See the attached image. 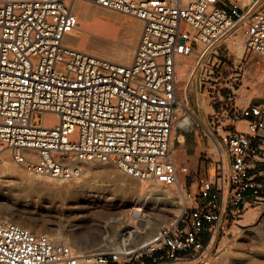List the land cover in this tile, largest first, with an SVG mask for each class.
Returning <instances> with one entry per match:
<instances>
[{
  "label": "built area",
  "instance_id": "built-area-1",
  "mask_svg": "<svg viewBox=\"0 0 264 264\" xmlns=\"http://www.w3.org/2000/svg\"><path fill=\"white\" fill-rule=\"evenodd\" d=\"M75 1L0 0V158L9 152L25 170L55 180L107 163L139 180L177 185L171 139L178 112L187 109L178 93L177 62L198 52L192 74L198 72L199 90L210 81L222 40L243 25L246 49L264 60V0H83L142 20L130 64L67 43L78 25ZM231 101L225 125L214 133L221 144L214 175L208 166L196 207L161 227L153 242L158 246L81 257L65 239L0 217V264L206 258L233 217L248 207L264 214V101ZM47 113L58 118L53 126L45 125ZM239 121L248 131L238 129Z\"/></svg>",
  "mask_w": 264,
  "mask_h": 264
},
{
  "label": "bare ground",
  "instance_id": "bare-ground-1",
  "mask_svg": "<svg viewBox=\"0 0 264 264\" xmlns=\"http://www.w3.org/2000/svg\"><path fill=\"white\" fill-rule=\"evenodd\" d=\"M85 2L83 0L75 1L74 9L78 16V25L74 32L67 37V43L80 50L88 48L97 52V55L117 64H130L134 57L137 42H139L140 32H142V20L137 21L123 17L111 12L110 9L95 8ZM234 42L230 44L233 48L236 47V44L243 43V40L239 37ZM202 49L201 47L200 51ZM198 59L199 54L195 52L183 60L180 58L177 62V85L181 87L183 95H185L188 79L196 67ZM45 117L46 126H53L58 122L55 114L47 113ZM195 122L204 125V121L197 119L193 114L183 115L173 131L171 146L185 142V137L178 133V128L191 130L194 128ZM205 129L209 134V130L206 127ZM215 146L220 150L221 146L217 142H215ZM87 166L91 172L86 175H82V172L78 178L72 180H55L26 170L30 174L48 178V180H39L24 175L12 163L9 153H2L0 172L7 174L9 178L0 184V217L18 224L34 234H40L31 225L38 221V218L30 214L31 208L64 213L66 218L71 221L83 222L95 214L96 211H93V208L112 206L116 212L114 215H121L118 219L116 217L111 218L112 221L123 220V222L128 223L130 227L134 228L126 232L130 234L151 228L156 224L157 215L161 217L162 222L176 221L175 217L179 215L187 203L185 185L183 182H179V176L178 192L182 195V203L176 200L173 189L124 177L114 170L111 164L102 163ZM83 208L87 209V214H84ZM103 211L110 212V209L99 210V212ZM252 218V214L247 215L246 224H249ZM246 238L253 240L258 237L255 233H249ZM65 240L78 252L84 248L82 242L71 241L69 238ZM155 241L156 237L143 246ZM90 255L96 254L82 253L81 257ZM228 259L230 263L235 264H257L258 259L264 260V252L251 248L243 249L233 256H229Z\"/></svg>",
  "mask_w": 264,
  "mask_h": 264
},
{
  "label": "rangeland",
  "instance_id": "rangeland-1",
  "mask_svg": "<svg viewBox=\"0 0 264 264\" xmlns=\"http://www.w3.org/2000/svg\"><path fill=\"white\" fill-rule=\"evenodd\" d=\"M88 4L95 8L103 9L102 7L90 3ZM110 11L123 17L140 21L134 16L116 10ZM245 29L246 25H243L222 40L219 45L217 64H215L212 69H208L210 81L207 82L206 85L199 90H196V74H198V72L191 73L190 75L192 78L191 84L188 88V98L186 92L185 95H183L181 87L178 85L179 96L186 97L187 99V109L184 112H178L177 120L179 121L183 115L193 114L197 119L203 120L204 125L200 122H195L194 128L191 130L178 128V133L183 136L185 134L194 135L197 133L198 146L195 147L194 150L186 152L184 143H177L176 145L172 144L178 169V176L180 178L179 182H183L185 185V199L187 202L184 208L179 212V215L175 217L176 219H178L188 207H196V196L199 193L201 181L205 179L207 175L206 168H208V166L210 175H214L213 163L219 158V150L215 146V142L218 143V141L216 140L214 133H216L215 129L221 124L225 125L227 112L229 110L228 106L232 102L231 100H233V104L237 102L239 106H246L252 102L264 101V60L249 53L246 49ZM239 37L243 40V43L239 45L236 44V47L234 48L231 47L230 44L235 43L234 41ZM84 50L97 54V52L88 48H85ZM183 58L185 57H182L181 60H183ZM200 63L202 64V62ZM198 102L200 106H203V109L196 107V103ZM199 109L201 111H199ZM215 115H218V117ZM205 127L209 130V134H207ZM237 127L241 131H248L245 121L237 122ZM226 131V129L224 131L221 130V133L227 134ZM218 145H221L220 142ZM9 157L12 163L19 168L24 175L39 180H48V178H42L28 173L22 166L18 165L12 159L10 153ZM209 162L211 163L208 165ZM111 166L124 177L133 178L119 170L117 167L113 165ZM87 167L88 166H85L82 175L91 172ZM8 178L7 174L0 172V184ZM141 181L144 183L155 184L151 181ZM179 182L177 185L171 187L163 184L156 185L173 189L176 200L182 203V195L178 192ZM100 209H110L112 214L106 211L99 212ZM92 210L96 212L88 219L83 222H74L66 218L64 213H55L51 210L42 211L37 208H31L30 214L33 217L38 218V221L33 222L31 225L40 233L49 234L54 238H69L71 241L82 242L84 248L80 249V253L99 254L105 252H117L122 254L129 250H139L146 242L153 240V238L158 235V232L163 225L169 224V222H162L161 217L157 215L156 224L151 228L127 234V231L133 230L134 228L130 227L128 223L123 222V220H116L113 222L111 218L116 217V219H118L121 215H114L116 212H114L112 206H103L101 208H93ZM82 211H84V214H87L86 208H83ZM251 214L253 215V218L249 224H246V216ZM249 233L257 234L258 238L253 240L246 238ZM212 245L211 254L206 258L193 259L189 262L174 264H235L230 263L228 258L229 256H233L239 250L251 248L264 252V214L258 208L248 207L242 212V214L235 216L230 220L228 225L225 226L224 231L219 237H217V239H215V242ZM156 246H158V243H152L151 245L148 244L145 246L146 250H142V253L145 251L148 252L147 249L149 247ZM87 250L93 251L87 252ZM153 252H158V249H153ZM146 258L148 259V257ZM257 264H264V260L258 259Z\"/></svg>",
  "mask_w": 264,
  "mask_h": 264
},
{
  "label": "crops",
  "instance_id": "crops-1",
  "mask_svg": "<svg viewBox=\"0 0 264 264\" xmlns=\"http://www.w3.org/2000/svg\"><path fill=\"white\" fill-rule=\"evenodd\" d=\"M191 78H192V76L190 77V79L188 81V85H187V89H186L187 98H188V88L191 84ZM196 107L203 109L202 108L203 106L202 105L200 106L199 102L196 103ZM200 109H199V111H201ZM195 135H196V138H195ZM184 137H185L184 148H185L186 152H190V151L194 150L195 147L198 146L197 133L194 135L193 134H187V135L185 134Z\"/></svg>",
  "mask_w": 264,
  "mask_h": 264
}]
</instances>
